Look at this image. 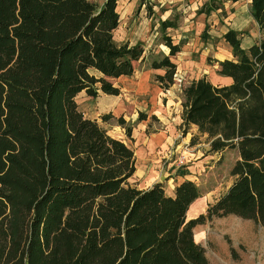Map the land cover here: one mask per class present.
Wrapping results in <instances>:
<instances>
[{
	"label": "trees",
	"instance_id": "16d2710c",
	"mask_svg": "<svg viewBox=\"0 0 264 264\" xmlns=\"http://www.w3.org/2000/svg\"><path fill=\"white\" fill-rule=\"evenodd\" d=\"M117 1L0 0V264H211L196 223L235 214L264 226V0H249L256 40L244 47L236 30L223 33L231 57L215 59L216 72L230 81L203 73L180 89L188 144L237 150L233 181L192 217L195 181L172 194L159 181L129 183L132 147L78 107L81 90L119 94L115 79L143 54L140 42L114 38ZM159 24L169 52L150 66L167 89L181 44L166 32L177 17Z\"/></svg>",
	"mask_w": 264,
	"mask_h": 264
},
{
	"label": "rangeland",
	"instance_id": "374dc122",
	"mask_svg": "<svg viewBox=\"0 0 264 264\" xmlns=\"http://www.w3.org/2000/svg\"><path fill=\"white\" fill-rule=\"evenodd\" d=\"M100 5L103 0H91ZM120 21L113 29L118 42H140L144 51L135 61L134 71L120 76L115 83L120 93L98 91L91 96L83 90L76 96L78 107L112 132L123 128L121 137L135 152V171L128 179L141 188L162 182L169 192L177 178L186 176L196 182L201 195L192 201L188 216L205 212L208 203L220 196L233 181L230 168L237 150L224 149L205 153L203 137L189 145L191 128L182 134L180 123L181 86L204 74L213 81H224L216 72L215 59L231 57V45L223 37L228 29L236 30L242 46L256 40L260 32L250 11L249 0H118ZM177 17V26L166 32L181 48L170 55L177 64L175 80L162 89L154 79L161 68L150 66V59L168 53L162 42L160 18ZM108 116L106 119L103 115ZM124 123L117 121L118 117ZM132 118V119H131ZM130 127V135L125 134ZM140 132V133H139ZM174 136V141L157 145L159 156L150 151L138 134ZM143 147V148H142ZM144 149V151H143ZM142 150V151H141ZM152 152V150H151ZM194 237L205 248L211 264H264V226L254 219L235 214L214 216L193 226Z\"/></svg>",
	"mask_w": 264,
	"mask_h": 264
},
{
	"label": "crops",
	"instance_id": "0c3cea01",
	"mask_svg": "<svg viewBox=\"0 0 264 264\" xmlns=\"http://www.w3.org/2000/svg\"><path fill=\"white\" fill-rule=\"evenodd\" d=\"M229 81H230V78L228 76H224V81H222V82H229ZM114 95H117V94H114ZM122 130H123V128H120L118 130L114 129L112 132H109V134L111 136H116V137L122 138L121 137ZM133 136L138 137L137 139L140 141L142 140V143H144L146 145V147H148V150L150 151L148 156H151L152 158H153V156H159V153H157V151L155 150V148H157V145H159L161 143V144H164L165 146H167L169 142L174 141V136L163 135L161 133H157V134L152 133L149 136H148V134L142 133V134H138L137 136H136V134L135 135L133 134ZM151 150H152V152H151ZM143 151H144V149H143ZM182 179H190V178L186 177V176H181L180 178H177L174 185L173 184L171 185L172 188L170 189V191L166 192V193L172 194L174 186L176 185L177 182H179Z\"/></svg>",
	"mask_w": 264,
	"mask_h": 264
},
{
	"label": "water",
	"instance_id": "95a60500",
	"mask_svg": "<svg viewBox=\"0 0 264 264\" xmlns=\"http://www.w3.org/2000/svg\"><path fill=\"white\" fill-rule=\"evenodd\" d=\"M25 264H29V262L26 260V261H25Z\"/></svg>",
	"mask_w": 264,
	"mask_h": 264
}]
</instances>
